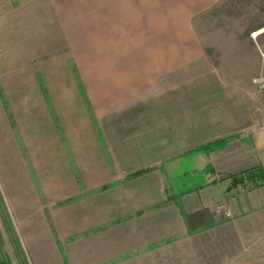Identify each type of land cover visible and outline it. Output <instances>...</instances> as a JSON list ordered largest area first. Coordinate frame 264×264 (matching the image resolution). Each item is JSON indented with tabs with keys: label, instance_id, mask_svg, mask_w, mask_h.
<instances>
[{
	"label": "crops",
	"instance_id": "1",
	"mask_svg": "<svg viewBox=\"0 0 264 264\" xmlns=\"http://www.w3.org/2000/svg\"><path fill=\"white\" fill-rule=\"evenodd\" d=\"M238 1L47 0L55 26L22 39L17 65L0 62L19 75L13 106L37 167L61 190L102 191L121 218L151 217L154 237L183 239V264H218L185 246L201 238L237 241L212 250L221 264H264V0L253 24Z\"/></svg>",
	"mask_w": 264,
	"mask_h": 264
},
{
	"label": "rangeland",
	"instance_id": "2",
	"mask_svg": "<svg viewBox=\"0 0 264 264\" xmlns=\"http://www.w3.org/2000/svg\"><path fill=\"white\" fill-rule=\"evenodd\" d=\"M238 2L236 11H242L246 24L258 20L257 16L249 15V11L258 8L259 0ZM221 19L223 23L228 20L226 16L219 17V24ZM53 26L54 17L47 0H0L3 68L17 65L21 60L23 38L47 35ZM227 28L226 25L224 30ZM239 36L241 38L243 33ZM10 59H14L13 64L8 63ZM18 76L0 75V264H183V239L175 241L173 238L172 243H168V239L154 237L160 234L162 226L152 224L151 217L143 215L139 222L132 218L138 214L121 218L115 202L106 203L102 191L93 192L84 185L79 193L67 185L61 190L56 185V175L46 168V161L37 167L39 161L31 158L19 129L21 113L14 111L13 105L18 107L21 97L19 87L17 92L12 88V80L15 77L19 86ZM228 76L230 81L243 83L242 75ZM255 97L260 101L257 93ZM60 172L64 181L75 177L72 172L67 175L65 169ZM226 207L234 217L233 210ZM227 231L221 229L219 234H227ZM198 240L189 241L185 246L193 250L205 247L203 263L214 260L221 264L226 258L221 255L222 251L213 255L212 250H223L225 255L240 249L234 240ZM149 244L157 249L149 251L146 249Z\"/></svg>",
	"mask_w": 264,
	"mask_h": 264
},
{
	"label": "built area",
	"instance_id": "3",
	"mask_svg": "<svg viewBox=\"0 0 264 264\" xmlns=\"http://www.w3.org/2000/svg\"><path fill=\"white\" fill-rule=\"evenodd\" d=\"M256 36V33H254ZM257 87L260 91H264V73H261L258 78L255 79ZM216 214H223L226 218L233 217L232 212L229 211L224 203H221L217 206Z\"/></svg>",
	"mask_w": 264,
	"mask_h": 264
},
{
	"label": "trees",
	"instance_id": "4",
	"mask_svg": "<svg viewBox=\"0 0 264 264\" xmlns=\"http://www.w3.org/2000/svg\"><path fill=\"white\" fill-rule=\"evenodd\" d=\"M215 147H212L211 149H214ZM206 172V171H205ZM253 176H255L254 174H252ZM263 179H264V177H263ZM3 264V263H2Z\"/></svg>",
	"mask_w": 264,
	"mask_h": 264
}]
</instances>
